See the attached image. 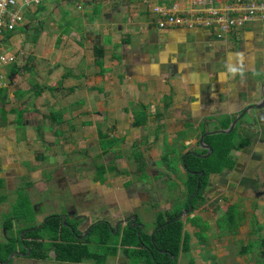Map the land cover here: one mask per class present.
Returning <instances> with one entry per match:
<instances>
[{
	"label": "crops",
	"instance_id": "0c3cea01",
	"mask_svg": "<svg viewBox=\"0 0 264 264\" xmlns=\"http://www.w3.org/2000/svg\"><path fill=\"white\" fill-rule=\"evenodd\" d=\"M79 2L78 6L75 0H42L23 11L21 25L0 45V53L14 57L12 63H0V172L3 177L28 174L26 189L34 182L42 186L46 184L44 181L52 180L58 189L67 192L65 171L71 170L78 178H84L80 175L84 167L80 165L81 160L62 159L67 164L62 166L61 174H55L54 167L43 172L37 166V152L44 150L42 159L48 156L54 160V152L62 158L67 156L68 160L72 152L87 158L90 155L82 148L88 140L87 131H94L93 157L112 153V158L107 164L94 163L89 181L96 180L95 169L100 171V166L105 167L101 175H109L105 181L108 186H120L123 180H127V185L133 180L138 184L139 174L124 175L128 168L133 171L138 168L151 176L155 171L156 178L161 175V182L171 191L164 194L162 209L179 210L176 218L190 234L192 248V232L185 229L184 221L198 228L194 233L197 237L199 227L188 218L196 216L206 222L202 213L220 206L218 201L207 199L206 193L220 196L224 203H227L226 193L241 200L244 197L239 195L247 190L258 196V176L264 169V105L246 111L245 108L262 99L264 20L250 18L225 33L218 29L160 28L156 23L160 14L154 7L171 13L205 15L212 9L230 5L234 10L229 15L238 17L244 0ZM7 64H12L9 71L1 66ZM234 120L231 131L247 139V145L231 151L235 160L232 169L208 175L207 185L201 192L203 201L196 207L191 204L192 208L185 213L182 208L187 205L184 199L187 175L182 154L191 151L204 154L198 152L201 149L206 154L208 150L199 143L200 137L206 133L202 143L207 145L206 135L229 129ZM139 121H142L140 125H133ZM100 131L122 141L103 154ZM27 143L33 147L24 152ZM124 145L127 153L122 149ZM164 145H168V151L164 152ZM46 150L53 153L48 154ZM74 161L77 164L72 165ZM51 172L55 174L53 178ZM36 175L44 181L34 180ZM171 181L174 184L166 186ZM16 188L11 191L15 192ZM198 188L199 182L194 192ZM135 191L131 193L132 201L137 199ZM83 198L87 200L89 196L84 194ZM70 202L69 198L62 204ZM35 203L39 217L45 212L39 211L41 203ZM234 203H227L223 213ZM91 215L94 219L96 214ZM219 215L214 222L217 237ZM206 224L207 237L202 242L198 239V243L209 241L210 227ZM119 249L122 250V245ZM115 256L117 253L108 259L114 258L117 264H131L125 254Z\"/></svg>",
	"mask_w": 264,
	"mask_h": 264
},
{
	"label": "trees",
	"instance_id": "16d2710c",
	"mask_svg": "<svg viewBox=\"0 0 264 264\" xmlns=\"http://www.w3.org/2000/svg\"><path fill=\"white\" fill-rule=\"evenodd\" d=\"M13 32L14 31L7 32L3 42L7 41ZM96 62H98V59ZM141 123L142 121H139L135 122L133 125L137 126ZM227 126L228 123L223 124L222 128H226ZM98 137L103 154L107 153L108 150L122 141L118 138H109L108 134L101 131L98 133ZM204 143L212 148V152L206 158L198 157L188 152L182 154L183 166L187 175L184 180L186 198L194 193L199 172H204V175L200 176L199 179V188L190 201V204H192L193 207H196L203 201L201 192L207 185L208 175L210 173H221L224 169H232L235 165V160L231 156V151L234 149L238 150L242 146L247 145L248 141L233 130L229 133L218 132L208 134L205 136ZM198 152L205 153L206 150L201 149L198 150ZM110 167L111 165L107 166V169L110 170ZM98 170L103 172L105 167L100 166L98 167ZM192 172H195V174H192ZM3 186V179L0 178V203L5 202L8 199V195L1 192L4 189ZM17 193L18 196L12 203L13 214L15 215L11 217L13 219L14 217L21 218L18 214L22 207H24L22 209L25 212L28 211L30 216H33L31 213L32 208L29 198L23 195L22 192L18 191ZM178 212V209L171 212L166 211V223L155 232L151 241L149 236H146L145 238L140 236V239L138 240L134 232H130V234L125 233L119 239L118 232L113 234L104 223L94 225L91 232L84 239H78L74 236L75 226L73 225L74 231H71L68 227L62 224L60 218L56 215H50L38 229L28 230L24 235L28 237L36 235V237H39L38 241L33 239V241L27 243L31 251L29 256L38 260L53 259L57 262L67 263L91 261L95 264H105L108 257L116 254V251L119 249L118 244H120L122 245L123 254L130 258L131 264H178L180 256L186 258V264H195V258L191 255L190 234L183 229V222L176 218ZM226 213V220L224 219L222 222L228 223L229 228L234 229V232L232 233H235L237 227L231 225V223L234 222V214L230 211L229 207ZM5 217L6 219H9L10 214L7 213ZM24 219H28V221L31 220L30 217H25ZM188 219L197 224L199 227L197 237L200 242L204 241L205 237L203 234L208 227L206 222L201 221L196 216ZM217 225L220 233H223L224 225L222 223ZM27 226L31 227V225ZM5 230L10 233V237L9 242H0V261L5 260L7 253L14 250L19 243L17 241L18 234L16 231L14 233L13 229L9 226H5ZM261 230H263L262 226H258L257 229L250 232H260ZM228 232L229 230L223 234ZM256 240L258 245L264 243L259 234ZM251 241L252 240H249L246 244L241 246L239 249L240 254L246 255L255 253L254 250L252 252V249L254 248H252V246H254V244L252 243L253 241ZM143 243L147 245V248H140V246H143ZM257 254L255 253V255ZM214 258V255H211L210 259L212 261L209 264H216L213 261Z\"/></svg>",
	"mask_w": 264,
	"mask_h": 264
},
{
	"label": "rangeland",
	"instance_id": "374dc122",
	"mask_svg": "<svg viewBox=\"0 0 264 264\" xmlns=\"http://www.w3.org/2000/svg\"><path fill=\"white\" fill-rule=\"evenodd\" d=\"M186 13V12H185ZM6 44H4L5 46ZM7 47V45H6ZM14 60V59H13ZM12 60V61H13ZM11 61V63H12ZM4 67L5 70L9 71V69L12 67V64H7V65H1ZM142 116V114L140 115ZM23 129L20 130V132H22ZM88 134H86V137L88 138L86 146L85 147H81L82 150H87V154H89L90 156L83 157L82 155H78L72 152V154H70L68 156L69 160L66 159V157L62 158L59 157V155L56 154V152L53 153V151L51 150H46L45 152L50 154V152H52L54 155V160L51 159L50 157L47 156V158L42 159L41 156L44 155V150L40 151V149L38 150L37 154L38 156H36V161L38 162L37 166L41 169V171L43 172H48L50 171V169H56L58 174H61L63 172V165L67 164V162H62V159H64L65 161H70V160H81L80 165L81 170H80V175L82 177L88 178V180H92V173L94 170V165L96 163L102 162V164H107L108 160L112 158V153H108L105 154L101 157L96 158V156L93 157L94 155V149H93V145H94V131L91 133L90 130L87 131ZM111 132V131H110ZM109 132V133H110ZM122 132V131H121ZM120 131L118 133H121ZM142 132V131H141ZM117 133V132H116ZM60 134V133H59ZM91 134V135H90ZM90 135V136H89ZM91 141L93 142V144L91 143ZM46 143H48L46 141ZM96 145V143H95ZM26 146V147H25ZM24 146V152L27 151V149H30L32 146V144L27 143V145ZM51 146V145H50ZM92 147V148H90ZM66 149H69L68 146H65ZM126 146L124 145L122 149H124L125 153H127V149H125ZM165 151H168V145H164L162 147ZM161 148V149H162ZM32 151V150H31ZM89 151V152H88ZM33 152V151H32ZM47 154V155H48ZM30 155V153L28 154ZM27 156V155H26ZM52 157V156H51ZM58 159V160H55ZM5 161V160H4ZM120 161V159H119ZM118 161V163H119ZM123 162V161H122ZM95 163V164H94ZM121 163V161H120ZM73 164H77L75 161L72 162ZM124 164V163H122ZM162 163L159 161L157 163L158 166H160ZM23 165L26 167L27 162L23 163ZM85 166H87L86 170H84ZM131 166V165H130ZM125 167H127V163H125ZM53 169V170H54ZM130 169V168H129ZM53 172H51V176L52 178L54 177ZM27 176H17L14 179V188L17 187L15 189V192L10 190H6L3 189L1 192H4L6 195H8V199L5 202L0 203V222L2 221V219H5V215L7 213L10 214V217L15 215L13 214V205L12 203L14 202V200H16L17 196H18V191L22 192L23 195H25L26 197L29 198L30 202H31V208L32 211L31 213L34 215L33 211L34 207L36 205L35 201L42 204V206L40 207L39 211H43L45 213H42L39 215L38 220L41 219V217L45 214H54L59 212V210L62 209V203L64 201H68L69 196L67 195V192L58 189V187H56L54 185V183L52 182V180H50V182H46L43 180V177L41 176L40 179L37 178V175L34 176L35 178H33L34 180H37V182L39 181H44L46 184L42 185V186H37L36 182H34V180H32L34 182V185H32L31 187H29L28 189L25 188V181H27L30 177L28 176V174H26ZM259 175V174H258ZM264 169L263 172L258 176V196H256L255 194L252 193V191L247 190L246 192L241 193L239 196L244 197L243 200H241V198H236V196L234 194H225V198H226V202L230 203V202H234V204H232L229 208L230 211L233 212V219L234 222L231 223V225L239 228V225L244 224L237 232H235L234 234L231 232H234L233 228H229L228 223H224L222 222L225 217H226V212L223 213V209H225V207L227 206V203H224L223 201L220 200V196L216 195V194H212V193H206L207 199L208 197L211 198V200L213 201H218L217 203H219V209L217 210H213V211H209L207 212V209L205 210L204 213H202V217H204L207 221V223L209 224V241L206 243H198V238L194 235L195 232L198 231V228L193 226L192 224L187 223L185 220V215L182 217L183 221H184V226L186 230H189L190 232H192V250H191V255H193L196 259L195 264H209L212 260L211 259H206L209 255H214V262L216 264H264V243H262V245H258V242H256L257 238H258V234L260 235L262 241H264V187H263V180H264ZM28 177V179L26 178ZM174 181V180H172ZM167 182L166 186L169 185H173L174 182ZM23 190V191H22ZM54 191L55 193L52 192V194L49 192ZM43 191V193H42ZM63 191V192H62ZM37 192V193H36ZM38 192L40 194H38ZM166 192H171L169 191V189L166 187L164 189V193ZM215 193V192H214ZM208 194V195H207ZM224 194V192H223ZM55 196V197H52ZM237 195V194H236ZM42 196V197H40ZM238 196V195H237ZM38 197V199H37ZM55 201V202H54ZM59 202L57 205L55 203ZM90 204V203H89ZM222 205V206H221ZM57 207V208H56ZM224 207V208H222ZM24 208V207H22ZM22 208H20L21 210H19V214L21 218H15L17 219V221H14L13 223L16 224H20L22 226V224H26V222L24 221L25 217H30L31 220H29V222L33 221L35 218L34 216H30V214L27 212H25ZM85 209V208H84ZM82 209V210H84ZM12 211V212H11ZM202 212V211H199ZM16 213V212H15ZM89 214V212H87ZM222 213V214H221ZM218 220L216 221V224L218 223H222L224 225V232L229 230L228 233H226L225 235H219V237H217L215 235V232H217L216 226L214 224L215 219L218 217ZM27 215V216H25ZM254 216V217H253ZM224 217V218H223ZM251 217V218H250ZM249 219L250 222H247L246 220ZM226 220V219H225ZM255 220L258 222H255ZM148 225V223L146 224ZM258 226H262V229L260 232L258 233H251L250 231L255 230L258 228ZM231 227V226H230ZM231 231V232H230ZM220 233V234H223ZM205 237H207V235L203 234ZM1 236V233H0ZM2 238V237H1ZM5 237H3L4 239ZM248 240H252L251 242L254 244V246H252V252L253 250L255 251V253L258 254L255 255V253H250V254H246V255H242L239 253V249L241 248L242 245L246 244ZM27 259H24L23 257H12V263L11 264H74V263H64V262H57V261H52L50 260L48 262V260H35L34 261H26ZM36 261V262H35ZM78 264H92L91 262L88 261H83L82 263H78ZM106 264H117V261H115V259L111 258L108 259ZM178 264H186V258H183L180 256L179 258V262Z\"/></svg>",
	"mask_w": 264,
	"mask_h": 264
},
{
	"label": "flooded vegetation",
	"instance_id": "af4514ba",
	"mask_svg": "<svg viewBox=\"0 0 264 264\" xmlns=\"http://www.w3.org/2000/svg\"><path fill=\"white\" fill-rule=\"evenodd\" d=\"M138 166H141L140 163ZM141 172L143 171L140 169L138 170V168L135 171L128 168L127 172L124 174L127 177H131V175L135 173L139 174V177H141L138 180V184L133 180V182L131 181L130 185H127V180H123L120 183V186H108L107 182L105 181H108L109 175H101L102 171L97 172V170L95 169L96 180L91 182L89 180L86 181L85 177L78 178L76 172L66 170L64 187L67 188V195L69 196L71 202L64 203L62 209L59 210V212L50 215L58 216L62 224L68 227L71 231H74V225V236L78 239H84L91 232L94 225L98 223H104L106 226H108L109 230L113 234H116L118 232L119 239L125 233L130 234V232H134L138 240L140 239V236L144 238L146 236H149V239L151 241L155 232L160 229L167 220L166 211L162 209L163 197L165 196V185L163 184V181L161 182V175L156 178L157 173L155 171L152 172L153 176L144 172L141 174ZM201 172L203 171L199 172L197 182H199L200 176L204 175V172L203 175L201 174ZM0 178L3 179L4 189H14V175L3 177L0 172ZM61 182L62 180L60 179L59 185ZM107 186L109 188H107ZM135 187L138 188V190L135 191ZM134 191L137 195V199L135 201H132L131 193ZM84 194H87V196H89V199H82ZM194 194L195 192L192 193L189 197L184 198L185 202H187V205L183 207L182 210L184 208V210L189 208V206L191 205L190 200L194 196ZM52 197L55 196L52 195ZM98 198L99 200H97ZM101 203H103L105 210L102 209ZM57 204L58 202L56 203V205ZM34 210V215H32L35 219L31 222H29L28 219H24L26 224H22V226L18 223L14 224L13 222L17 221V219L13 220L12 217H10L9 219H2V221L0 222V242H9L10 233L5 230V226L11 227L14 233L15 231L17 232V241L19 242L18 244L16 242V248L9 251L6 255V259L0 261V264H11L12 257L19 256L27 259L26 261H34L35 258H31L29 256L31 251L27 243L33 241V239L38 241L39 237H36V235L28 237L24 234L28 230L38 229L39 226L42 225L50 216L49 214H45L41 217L40 220H38V208L36 205L34 207ZM87 212H89V214ZM92 213L96 214L94 219H91ZM147 223L148 225H146ZM27 225H31V227H28ZM3 237L5 238L3 239ZM118 246H120V244H118ZM143 247L147 248V245L143 243ZM116 253L117 256L115 257H119L120 253L123 254L121 249L117 250ZM123 257L126 258V256ZM50 260L54 261L53 259H49L48 262ZM122 264H128V262Z\"/></svg>",
	"mask_w": 264,
	"mask_h": 264
},
{
	"label": "built area",
	"instance_id": "2783aa9c",
	"mask_svg": "<svg viewBox=\"0 0 264 264\" xmlns=\"http://www.w3.org/2000/svg\"><path fill=\"white\" fill-rule=\"evenodd\" d=\"M80 5L79 0H75ZM42 0H0V45L7 32H12L21 25L23 11L37 6ZM155 12H159L160 18L156 23L158 27H182V28H202L218 29L225 33L233 26L241 25L250 18L264 20V0H244L238 17L229 15L230 10H234L230 5L222 9H212L205 15L197 13H171L154 7ZM14 59L13 55L0 53V63H9Z\"/></svg>",
	"mask_w": 264,
	"mask_h": 264
},
{
	"label": "water",
	"instance_id": "95a60500",
	"mask_svg": "<svg viewBox=\"0 0 264 264\" xmlns=\"http://www.w3.org/2000/svg\"><path fill=\"white\" fill-rule=\"evenodd\" d=\"M262 86H263V91H262V99H261V101H259V102L256 103V104H253V105H248V106L245 108V111H246L247 109H250L251 107L261 108V107L264 105V80L262 81ZM245 111H244V112H245ZM244 112H243V113H244ZM243 113H242V114H243ZM237 118H239V117H237ZM235 120H236V119H235ZM235 120L231 123V126H230L229 129H224V130L221 129V130L213 131V132H230V131L233 129L234 125H235V122H236ZM208 133H211V132H208ZM205 134H206V133H205ZM205 134H203V135L200 137V139H199V143H200L204 148H206V149L208 150V152H207L206 154H197V153H195L194 151H191V152H190L191 154H193V155H195V156H198V157L206 158V157L209 156V154L212 152V148H211L209 145H204V144L202 143V142H203V137H204ZM201 174H203V172H201ZM191 208H192V207L189 206V209L184 210L185 213H187ZM182 214H183V213L179 214L178 216H181Z\"/></svg>",
	"mask_w": 264,
	"mask_h": 264
}]
</instances>
